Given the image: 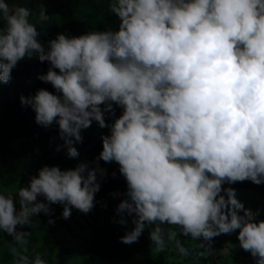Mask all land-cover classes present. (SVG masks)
Listing matches in <instances>:
<instances>
[{
	"label": "clouds",
	"instance_id": "obj_1",
	"mask_svg": "<svg viewBox=\"0 0 264 264\" xmlns=\"http://www.w3.org/2000/svg\"><path fill=\"white\" fill-rule=\"evenodd\" d=\"M110 11L118 30L61 33L46 50L31 10L0 0V83H10L23 60L47 61L38 79L55 94L41 88L20 96L35 122L58 125L70 158L80 155L74 142H83L81 130L93 121L110 133L101 136L95 167L45 165L15 195L0 191L11 264H47L39 253L29 257L25 226L51 216L53 204L63 205L64 219L73 208L91 212L98 174L107 175L101 160L116 162L127 183L126 193H112L124 197L114 222L127 225V214L134 225L123 244L150 227L152 252L173 245L188 257L179 237H190L206 257L215 237L238 230L239 247L264 264V219L231 187L264 184V0H111ZM49 19L42 8L40 20ZM114 105L123 111L109 124L105 113L115 116Z\"/></svg>",
	"mask_w": 264,
	"mask_h": 264
},
{
	"label": "trees",
	"instance_id": "obj_2",
	"mask_svg": "<svg viewBox=\"0 0 264 264\" xmlns=\"http://www.w3.org/2000/svg\"><path fill=\"white\" fill-rule=\"evenodd\" d=\"M9 7H26L32 11L36 4L40 8L46 9L49 20H40L35 25L40 36L38 39L45 43L54 39L58 34H65L69 37L79 36L91 30L97 19L101 17L109 18L119 26L118 18L111 13V0H6ZM82 8L79 11L78 8ZM2 26V22H0ZM50 63L41 62L38 58L21 61L12 70V80L8 84L0 83V93L15 83L24 82L31 78H38L46 74ZM58 71V70H57ZM38 87L33 89L25 88L22 91H14L10 95L0 96V185L11 186L16 183L28 184L32 175H38V170L45 166H59L61 170L75 168L80 163H88L90 167H95L96 157L102 151L97 150L93 157L85 152V148L91 141L90 128L82 129L83 142H74L79 156L70 158L67 155V148L64 147V140L59 136L58 125L53 124L49 128H44L35 122V113L30 106H22L20 96L34 95ZM55 94V89L49 90ZM115 114L119 117L122 109L114 105ZM74 139V138H73ZM60 151H57V148ZM100 167L107 169V175L100 177V191L95 195V201L111 200L119 204L123 196H113V192L126 193L127 183L119 172V167L115 162L106 163L99 161ZM115 172V177L112 173ZM227 188L229 185L225 184ZM236 189V194L251 192L259 194L264 199V184L255 185L250 181L243 184L231 186ZM43 200V197L39 198ZM55 217H59L63 211V205L53 204L50 206ZM264 219V216L261 217ZM134 227V225H133ZM167 227V226H166ZM150 227L145 229L138 242L131 245L123 244L120 237L123 235H113L103 237L91 247L90 264H117L126 263L133 256L147 252L151 248V241L148 233ZM103 232L98 233L102 237ZM186 237H179L182 241ZM12 238L8 236V241ZM190 252V251H189ZM186 260L196 259L198 256L190 252ZM158 264H165L160 262Z\"/></svg>",
	"mask_w": 264,
	"mask_h": 264
},
{
	"label": "rangeland",
	"instance_id": "obj_3",
	"mask_svg": "<svg viewBox=\"0 0 264 264\" xmlns=\"http://www.w3.org/2000/svg\"><path fill=\"white\" fill-rule=\"evenodd\" d=\"M15 8V7H12ZM82 11V8H78ZM40 5L36 4L31 11V22L36 24L40 21ZM118 30L115 22L106 17L96 20L90 31ZM38 87L47 90L54 89L50 83H45L38 78H31L24 82L15 83L7 88L0 96L10 95L14 91H22L25 88L33 89ZM103 107V106H102ZM118 116H111L105 113V120L111 124ZM91 141L85 148L88 156L93 157L97 150L103 148L101 136L110 134L108 128H100L98 123L93 121L90 127ZM116 163V162H115ZM117 164V163H116ZM119 167V165L117 164ZM246 182V181H245ZM245 182H237L243 184ZM26 183H16L11 186L0 185V191L5 194L11 193L15 195L19 187L26 186ZM237 198L245 205V208L251 209L254 213L258 212L257 219L264 216V199L256 193L245 192L236 194ZM104 205H107L105 207ZM117 204L111 200L95 201V207L87 214L82 213L75 208L72 209L70 218L64 219L62 212L59 217H55L53 212L51 216L43 213L33 218L34 227L32 229L25 226L24 230L32 231V236L28 243V255L34 258L36 253L42 255L46 259L47 264H90L91 247L96 242L102 240L103 237L113 235H123L126 231L133 228L132 217L125 214L127 225H120V215L116 212ZM18 207V204H17ZM54 219L55 224L49 225L48 220ZM103 232L102 237H98V233ZM238 230L231 235L222 234L213 240V248L215 252L206 257H198L199 259L186 260L182 258L173 245H169L168 250L163 253L152 252L151 248L144 253L133 256L126 263L117 264H255L254 258L249 252L239 247ZM186 237L181 243L188 250L196 254L203 249L196 247V243ZM199 243L200 241H196ZM235 245V247H233ZM8 236L0 232V264H11L12 256L9 251Z\"/></svg>",
	"mask_w": 264,
	"mask_h": 264
}]
</instances>
